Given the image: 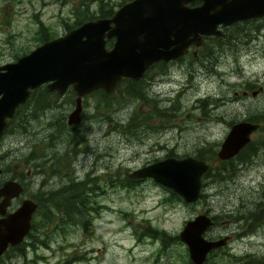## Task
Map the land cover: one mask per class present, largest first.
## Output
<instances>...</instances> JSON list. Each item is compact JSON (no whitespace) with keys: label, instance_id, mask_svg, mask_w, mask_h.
<instances>
[{"label":"rangeland","instance_id":"obj_1","mask_svg":"<svg viewBox=\"0 0 264 264\" xmlns=\"http://www.w3.org/2000/svg\"><path fill=\"white\" fill-rule=\"evenodd\" d=\"M87 1L0 0V63L16 60L45 41V36L64 34L75 26L81 12L97 17L101 5L115 9L124 0ZM257 54L251 59L241 57L236 43L203 44L199 61L190 63L189 54L173 68L171 81L176 91L185 85L182 93L174 90L170 100L164 94L142 97V82L130 80L109 93L99 88L83 96L85 118L72 128L67 114L74 107L73 92L65 94L68 103L48 110V116L34 110L38 103L29 101L32 115H23L25 108L19 111L20 124L13 131L10 128L0 142V154L12 148L5 164L11 167L10 162L19 160L25 173L35 163L36 170H31L26 182L32 190L45 182L42 192H49L50 203L42 204L36 215L39 229L33 245L26 246L25 252H15L10 258L13 264H189L188 247L178 236L185 221L209 211L217 220L214 233L220 234L221 211L242 193L238 187L233 199L223 201L216 152L227 122L253 116L263 123L254 138L264 135V89L256 95L250 89H246L247 95L242 93L248 75L251 89L264 87V51ZM160 74L155 75L158 81H165ZM73 132L82 143H77ZM50 134L57 136V145L49 164L45 152ZM72 140L77 144L71 154ZM30 151L35 155L32 162ZM167 155H193L213 164L203 175L198 200L186 202L151 177L127 183L126 177L133 179L128 176L131 170ZM80 180L85 186L78 189H84L89 200L86 211L91 221L87 227L65 219L51 220L56 211L51 195ZM148 228L156 229V235H147ZM236 248H242L241 242H236ZM248 248L262 247L253 244ZM213 264H226L225 258L218 255Z\"/></svg>","mask_w":264,"mask_h":264},{"label":"water","instance_id":"obj_2","mask_svg":"<svg viewBox=\"0 0 264 264\" xmlns=\"http://www.w3.org/2000/svg\"><path fill=\"white\" fill-rule=\"evenodd\" d=\"M186 1L128 0L109 16L85 20L64 34L38 44L16 60L0 63V136L7 118L26 101L32 89L43 83L59 94L71 85L76 99L67 122L78 123L83 95L98 88L109 92L122 77H141L152 62L182 55L190 44L199 45L203 35L221 33L217 29L219 23L228 24L246 14L240 12L238 5L232 9L214 5L186 8L183 5ZM208 2L220 3L221 0ZM262 13L263 8H256L255 14ZM108 38H114L111 47L106 45ZM258 125L244 120L233 124L220 143L217 157L225 159L237 153ZM208 168L207 161L192 155L168 156L137 167L128 176L151 177L186 202H193L201 196L202 175ZM20 190L18 182H6L0 188V195L5 197L3 206ZM36 207L33 200L25 199L14 213L0 219V255L9 243L21 241ZM210 224L211 219L205 212L198 213L187 219L179 232V239L186 243L193 264H202L207 252L223 242L205 238Z\"/></svg>","mask_w":264,"mask_h":264},{"label":"flooded vegetation","instance_id":"obj_3","mask_svg":"<svg viewBox=\"0 0 264 264\" xmlns=\"http://www.w3.org/2000/svg\"><path fill=\"white\" fill-rule=\"evenodd\" d=\"M183 5L186 8H197L203 5H205L206 8H211V6L214 5L217 8L223 9H232L235 5H238L240 6V12L242 14H248H244L245 17L243 16L228 24L219 23L217 25V29H219L221 33L203 35L199 45L190 44L187 50L178 57L168 60L158 59L152 62L146 67L141 77H122L117 82L115 88L111 91L115 90L121 82L130 80L133 83L142 82V97H145L148 93L149 96L155 94H164L163 96H166L165 98L170 100L172 95L171 92L175 90V83L171 81V79L173 80V77L175 76L173 68L176 67L177 64L180 65L189 54H192V57L189 58L190 63L199 61L201 59L199 50L203 44H210L214 41L216 43L225 45H233L236 43V48L239 50L241 57H248L250 59L257 57V52H259L261 49L264 51V13L255 14L256 8L264 9V0H221L220 3H209L208 0H187ZM113 42L114 38H112V43ZM210 54H212L211 51L209 52V56L206 57L210 58ZM241 68L243 69V66ZM206 70L207 69L203 70V73H205ZM193 71H195L194 68ZM158 73H163L160 74V78L167 79L165 81L159 82V78L155 76ZM190 74H193V72ZM243 75H247H245V70L243 71ZM251 81L252 80L248 75L246 77V88L242 90L244 95H247L249 89L251 90L252 95H256L259 91L264 89L262 85H258V88L256 89H251L253 87V85H251ZM41 86H46V89L40 90L39 92L41 94L39 93V95L35 97L32 96H34V94L37 92L32 93L31 91L26 101L16 107L13 116L7 118L3 133L0 136V142L6 135L10 134V128L13 131L20 124L19 121L17 122V120L19 111L21 109L25 108L24 110L31 112L30 103L32 102L38 103L34 106V110H38L47 116L48 110L53 112L55 107H61L64 103H68V99L65 96L67 92H73L72 96H74L73 99L75 105L76 92L71 87V85H69V87H71L73 90L68 87L63 94H59L57 90L48 89L45 83ZM185 89L186 87L184 85L180 91H175L177 94H179ZM164 90H167L170 93H166ZM83 96L81 102L84 99ZM29 101L30 103H28ZM144 106L146 107L145 104ZM82 118H85V114L81 106L80 121ZM243 120L259 124L258 127L250 133L249 141L246 142L237 153L228 158L219 159L216 155V159L221 162L220 177L221 180L223 179L221 185L223 201L233 199L235 196L232 193L236 191L238 187L241 189L242 193L237 196V201H233L230 206L228 205L224 207L221 211L219 216L221 228L220 234L214 233V228L217 226L215 215L211 214L209 211L205 212L211 219V224L207 227L204 233L205 238L209 240L223 241L220 245L211 248L207 252L204 262L211 261V264L214 263V258L218 255H222L225 258L226 264H264V135L258 138H254L253 136L255 132L259 131L260 128L263 127V123L259 119L255 120L253 116L249 117L245 115H243L241 119L230 120L227 122L225 127L223 140L228 134L231 126ZM51 123H53V121ZM75 124L77 123L68 124V126L72 128ZM25 133H28V131ZM73 134L77 143H82L81 138L77 135V133L73 132ZM77 143L72 140L71 144L74 145L71 146V154L75 152V145ZM55 145H57V136L55 134H50L49 140L46 144V148L49 147V149L45 152V161L49 162V164L51 159L54 158V150H56L54 149ZM15 149L18 150V147H15ZM11 151L12 148H9L5 155L0 154V188L3 187L6 182L14 181L21 184V190L17 194L12 195L5 206H3L5 197L3 194L0 195V207L3 208V211L0 212V219L7 217L11 213H14L22 205L25 199L33 200L35 203H37V207L32 212L28 231L18 243H9L7 245L6 249L0 255V264H13L10 258L15 254V252H25L27 248L26 246L33 245L32 240L36 237V235H38L37 231L39 229L38 224L35 223L36 215L40 211L42 204L46 205L47 203H50V198L48 196L49 192H42V186L44 187L45 182L41 184V186L38 184V187L34 188V190H32L30 184L28 185L26 182L27 176L30 178L31 170H36L35 163H33V167H35L32 169L30 166V169H28L29 171L27 173L23 171L24 167L22 164H20L19 160L17 163L10 162L11 167L5 164L4 158L9 155ZM168 156L174 155H167L165 157ZM28 158L29 162L35 160V155L32 151L28 153ZM209 165L210 168L205 173L209 172L213 166L211 162H209ZM52 175H50V179ZM32 185H34V182ZM207 234L209 236H207ZM236 242H241V249L236 248ZM253 244H256L262 248H258V250H252L248 248Z\"/></svg>","mask_w":264,"mask_h":264},{"label":"trees","instance_id":"obj_4","mask_svg":"<svg viewBox=\"0 0 264 264\" xmlns=\"http://www.w3.org/2000/svg\"><path fill=\"white\" fill-rule=\"evenodd\" d=\"M87 0H82V2H85ZM88 2V1H87ZM103 3V2H102ZM113 6L102 8V5L99 7V15L98 16H104L109 15L111 12H113ZM81 16L78 18V21L76 22L75 26L80 24L82 21L95 18L96 16L87 14L86 12H81ZM87 15V16H85ZM74 26V25H73ZM45 36V35H44ZM51 37L45 36L43 37V40L50 39ZM108 43H112V39L108 40ZM46 89V86H39L35 89H32V93L36 92L38 90ZM32 115L31 112L25 111L23 115ZM202 158V157H201ZM127 183L132 184L136 179H130L127 178ZM85 183L80 181H75L72 185H68L65 187L63 185L62 188H59L57 192H54L51 195L52 198V207H55L56 211L52 212L51 220L55 221L57 219H65L67 222H72L73 224H81L84 227H87L86 225L91 221L90 217L87 215L86 209H88L87 204L89 203V200L87 199L86 194H84V189L80 191L78 189L79 185L85 186ZM172 194L178 195L173 190H170ZM43 203V202H42ZM149 232H147V235L155 236L157 233V230L148 228ZM164 235V232H161ZM189 264H193L191 261Z\"/></svg>","mask_w":264,"mask_h":264}]
</instances>
